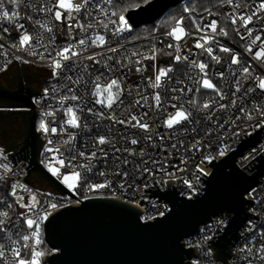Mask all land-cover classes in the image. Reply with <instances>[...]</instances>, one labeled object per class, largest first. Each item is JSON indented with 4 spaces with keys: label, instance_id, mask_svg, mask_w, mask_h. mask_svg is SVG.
<instances>
[{
    "label": "snow or ice",
    "instance_id": "1",
    "mask_svg": "<svg viewBox=\"0 0 264 264\" xmlns=\"http://www.w3.org/2000/svg\"><path fill=\"white\" fill-rule=\"evenodd\" d=\"M114 0H102V3L93 4V0H52L51 6L43 5L39 9L35 8L34 5H27L31 7L34 12L38 11L40 13L50 14L51 19L56 22H67L68 28V40L69 43L60 47L59 50L55 51V55H52L48 50V46L43 43V34L39 31L36 32L35 36L30 33L23 23H18L21 19H26L33 23L34 26H38L40 29H43L44 32H47L50 35L49 44L55 42V34L53 28L48 25L47 22L42 23L39 19L33 20L31 15L25 13L22 17L19 11L20 5L24 3V0H0V21L7 22L12 25L16 32L19 34L17 41L9 45L10 48L14 49L16 52H24L29 56H39L41 60L45 59V52H48L50 57V67L52 69V78L53 80H61L63 83L60 87H57L56 84L51 85V93L49 94V89L44 90V96L50 99L56 100V103L59 105V108H53L51 104L48 105L49 110L42 112V119L39 123V130L45 134H57V127H50L49 123L45 118L55 117L57 111H63L64 118L60 122L59 132L61 134L67 133L68 139L63 143L69 144L75 140V133L69 132L68 129H87L88 128V117H93L94 119H108L113 122V124H120L126 127H131L135 129H140L147 135L138 138H128L127 136H122L121 139L127 141L130 145L141 144L142 140L145 144V147L156 148L158 145L156 140L161 141L159 148L161 152H167L168 155L164 160H156L149 157L145 159V156L148 155L144 148H141L139 152L135 148L131 147H116L115 138L98 135L93 138L91 144V151L87 150V145L84 146V150L72 149L73 154L67 158L63 156V153H60V149H53L51 147L45 148V153H59V157L53 156L52 161L46 164V167L53 176H56L65 184L70 190L75 192V190L80 185L81 181L86 184L87 190L90 192L99 191L100 189L111 188L112 180L109 177H120L121 181H126L130 173L127 170L129 164H134L135 171L140 173L143 176L144 173H147L149 177L156 176L157 173L162 174L161 178L157 180L158 183H167L169 180L174 178L175 173L168 171V166L166 161L172 158V152L169 150H175L177 153H181V149L184 152L190 151H201V145L204 142L206 136H211L213 134V129L208 128L204 130L202 124L204 121H209L212 124L217 125L218 127L223 128V124L218 123L217 120H213L216 112L224 111L229 108H237V110L244 116L246 120H253L256 118V114L259 115V120L257 121L255 127L264 126V106L253 104L251 107L239 106L238 100L243 102L244 97H247L250 93L254 92L256 88L264 92V77L257 76L254 79L256 80V88L248 87L243 88L241 96H237L238 93H241L243 87L241 79H247L251 76L249 66H241L239 74L236 71L232 72V75L236 77L235 81L232 83V91L229 94L224 91L222 88L218 87L216 83L209 78L208 67L209 65L204 61H199L193 59L190 62V67L193 69H198V78L195 83L198 85L195 88V92L199 93L201 89H209L215 95L202 104L199 103L195 98L189 99L184 103H174L173 101H179L181 96L171 95L167 96V107H171L174 111L168 112L167 107L165 106V100L162 99L161 92L155 91L157 89H164L165 92L180 93L183 95L185 91L192 92V88L185 87H171L164 88L163 80L167 78L172 79L170 73H172L173 68L170 66L168 68H159L157 69L153 65L154 77H147L148 87L154 91L151 93L152 103H149V95L145 94L146 90L141 89L139 84L135 85V89L130 84L125 83V78L123 76H114L111 79L105 77V72L111 74L118 69H123L129 67L132 63L137 65L136 72L143 73L145 70L143 66L144 60L155 61L157 54L161 51L155 46L151 48V55H144L139 51H132L130 55L127 54V49H125V40L128 38L123 36L126 32L132 31V26L129 24V18L126 17L125 13L128 11L127 7L120 8L114 7L113 10L109 11V7L113 6ZM229 6L233 5V0H223ZM145 5L150 3V0H143ZM11 5V8L8 7ZM132 7L139 8L140 4H134ZM239 5H236L238 8ZM93 8L96 10V14H93ZM185 12H189V8L184 9ZM84 13V20H87V23L82 22L80 19H77L75 14ZM264 12V0H260L258 6L254 8L251 14L246 13H237L235 8L233 13L228 17L233 26L239 24V27H236V33L240 36L241 40L249 39L250 42L245 46V51L252 55L254 60L264 63V39L260 34L253 36L254 29L249 27L253 24L254 18L264 21V16H261L260 13ZM209 15H213L209 11ZM115 17V19H113ZM75 21V23H73ZM192 22L196 28L197 32H202L204 35H201L197 39L194 47L201 49L203 52L207 53L208 57L212 61H215L216 64L221 63V58L218 55L214 54V48L212 44H219V41L216 39L217 36H227L228 32L224 27H220L218 21L213 19L210 23L204 24L203 27L197 23L196 19L193 17ZM109 25H112L110 28ZM102 28L105 32H111L114 41H111L106 38L104 34H101L100 31H97V28ZM240 28L246 29L247 35L240 33ZM75 29H79V33H75ZM219 29V30H218ZM91 30V31H90ZM261 31H264V28H261ZM4 33H9L8 28L3 29ZM77 35L80 36L77 39ZM167 36L171 37L176 44H168V48H175L176 55L174 56V61L180 63L183 61H188L189 56L184 55L183 57L180 53L179 42L189 35L183 27V17L175 21L174 26L170 31L166 33ZM4 36L0 35V40H3ZM35 41V44H34ZM259 42V49L253 52V47L256 46ZM114 45V46H113ZM43 47L44 51L37 52L36 48ZM90 47L96 48H106V51L112 53L113 55L105 56L103 52L93 53L92 55L84 56V60L92 61L94 65H101L105 71H101L99 75L92 77L91 72L89 71V65L79 63L78 59L82 56L83 52L87 51ZM5 45L0 43V50H3ZM124 49L122 53L121 50ZM189 51H191L189 49ZM219 51L224 53L231 54L230 63L228 68L230 69L232 65H241L239 54L233 52L232 49L220 46ZM0 54L7 56L6 51L0 52ZM171 55V53H168ZM97 56L103 57V59H97ZM122 57V58H121ZM132 57H137L135 61L132 60ZM18 60L23 58L20 56L15 57ZM112 62L109 64V62ZM28 62V61H24ZM79 70V73L77 72ZM131 70V69H129ZM71 73V74H70ZM85 75L89 78L85 79ZM216 75L221 79L224 78V71L217 72ZM105 77L104 83L101 82V78ZM177 84H183V81H176ZM64 89L65 92L63 95L56 97V93ZM80 88H83L86 92L91 89V96L94 98L92 103L93 105H99L101 110H96L94 107H88V101H85L83 104L80 101L83 99V93L77 94L80 91ZM135 90V95L138 97L132 101L133 107L139 106L141 108H147L148 111H145L142 115H131L127 120L117 119L115 114V108L121 105H124L125 93L127 96H132L133 91ZM218 97V99H217ZM229 100L228 104L221 103L220 101ZM73 101L76 103H68ZM67 104V107L65 105ZM189 105L190 107H186ZM103 109L110 110L108 112L103 111ZM149 111L151 116L149 117ZM161 114L162 117H161ZM145 117H149L145 119ZM236 119H240L239 116ZM231 123L235 124V120H232L229 117ZM157 121H159V126H163L166 129L174 130L171 134L162 135L158 132H155V127L157 126ZM225 123H228L226 121ZM114 129H109L113 131ZM185 138H180L181 135H185ZM238 135L239 133H235ZM156 137L154 139L153 137ZM187 136H192V140L188 142L187 147H185ZM165 140H170L172 143L170 146L163 143ZM52 141L49 140L48 144L51 145ZM104 145H109L112 151V163L110 171H99L96 175L100 177H105L104 181L101 183H87L88 176L87 173H91L96 167L98 162H103L105 166L109 162V152L105 150ZM204 147L211 148V144H204ZM227 145H222L217 149V155L224 156L225 149ZM99 153V155H98ZM120 153L121 155H117ZM126 153L127 155H123ZM123 155V158H122ZM181 155H183L181 153ZM130 157H137L139 163H134L133 160L129 159ZM216 157L209 154L205 155L201 164L211 163ZM67 159V163H65ZM84 161L83 163H74L77 160ZM0 161H5L0 163V181H4L8 178V174L13 173V170L8 161V155L5 153V149L0 147ZM149 163L153 165H159V167L153 169L149 167H141V165H148ZM181 164H186V159H181ZM58 164L59 166H55ZM123 166V167H122ZM71 168L72 171L70 174H62L61 168ZM176 171L183 172L184 168L179 167L178 165H172ZM82 169L83 172L77 171L76 169ZM196 172L202 175H208L209 173L204 171V168L200 164L196 165ZM200 176L196 177V183L199 184ZM183 184L191 190L192 193L196 192V188L193 186V183L188 179H183ZM131 186V185H129ZM147 186V185H145ZM119 187L124 188V183L120 182ZM17 188L23 189L29 193V202H24L23 196H17ZM13 197L16 198V204L20 208L25 209L19 213L21 219H23L24 225L27 229L31 230L30 235H23L22 240L24 242V248H28V241L31 240V255L29 259L23 258L21 250L19 247H13L10 249L11 259H8L4 245H0V260L4 261V264H41V258L44 256V252L40 250V245L42 244L41 234H42V223L48 219L51 215L50 209H56L58 205L56 203H49L45 201L44 203L48 205V208H42V214L35 212L37 205L41 202L37 199V195L32 192L31 189L27 188L26 185L20 184L19 182H14L11 185V193ZM51 195V194H47ZM87 198V197H85ZM191 199V196L188 197ZM8 208H11L12 205H7ZM255 213V209H252ZM35 213L33 216L32 214ZM163 215V213H160ZM10 215L8 211H0V232H4L7 229V222L10 220ZM223 221H217V224H223ZM248 231H256V235L264 238V228L257 230V226L252 224L251 221L248 222ZM205 241L211 240V235H205ZM14 244H18L19 241H13ZM251 245V246H250ZM254 243L252 241L249 244H246L241 247V252L248 253V257L245 259L248 260V264H252V260L249 257L256 255L253 252ZM257 253H264V244H261L260 247L256 250ZM211 255L210 251L206 253ZM259 259L261 262H264V255H260Z\"/></svg>",
    "mask_w": 264,
    "mask_h": 264
},
{
    "label": "built area",
    "instance_id": "2",
    "mask_svg": "<svg viewBox=\"0 0 264 264\" xmlns=\"http://www.w3.org/2000/svg\"><path fill=\"white\" fill-rule=\"evenodd\" d=\"M116 0H114L115 2ZM102 3V0H93V4L95 3ZM114 2L113 6L109 7V11L113 10L114 8ZM52 0H24V3L20 5L19 11L21 13V16L23 17L25 13L28 15H31L33 17V20L39 19L42 23L47 22L50 27L53 28V32L55 34V42L53 44H49V37L51 34L44 32L43 29H40L38 26H34L32 22L21 19L18 21V23H23L25 25V28L35 36L36 32L39 31L43 34V43L48 46L49 52L52 53V55H55V51L59 50L60 47L64 46L65 44L69 43L68 40V28H67V22H56L51 19L50 14L40 13L38 11L34 12L31 7H27V5L31 4L34 5L35 8L39 9V7L43 5L51 6ZM260 3V0H233V5L229 6L226 2L221 3L216 8L209 9L203 13H188L187 15L183 16V27L185 28L186 32L189 33V35L185 36L183 40L179 42L180 46V55L183 57L184 55L189 56L188 61H181L180 63H176L174 61V56L176 55L175 48H168V44H176L177 42L174 41L171 37L167 36L166 33L171 30V28L167 31H157L155 33H152L147 36H143L140 38L132 39L131 35L134 32V29L132 28L131 32H126L123 34V36L127 37L128 39L125 40V49H127V54L130 55L132 51H139L143 53L144 55H151V48L155 46L157 49H160L161 51L157 54V57L155 61L152 60H144L143 66L145 70L143 73L136 72L135 63H132L129 65V67L118 69L117 71L109 74L105 72V77L107 79H111L114 76H123L125 78V83L130 84L133 86V89H135V85L139 84L141 89L146 90L145 94L149 95V103H152L151 100V93L154 91L150 87H148V81L147 77L153 76L154 77V71H153V65L156 66L157 69L159 68H168L172 67L173 71L170 73V76L172 77L171 80L164 78L163 84L164 88H171V87H185L186 88H192V92H188L187 90L183 95L180 93H172V92H165L164 89H157L155 91H160L162 99L165 100V106L167 107V96L171 95H177L181 96V99L179 101H173L174 103H184L185 101L189 99L195 98L199 103H203L205 100L213 97L215 94L213 92H210L206 95H202L201 91L199 93L195 92V88L198 86L195 81L198 78V69H193L190 67L191 60L195 59L197 62L204 61L209 65L207 71L209 74V78L214 80L218 83V87L222 88L224 91L228 92L229 94L233 90L231 85L235 81L236 77L232 75L233 71H236L237 74H239L241 66H249L251 76L247 79L242 78L241 83L243 85L241 89V93H238L237 96H241L243 92V88H256V80L254 79L257 76L264 77V63H261L260 61L254 60L252 58V55L245 51V46L250 42L249 39L241 40L240 36L236 33V27H239V24L236 26H233L231 24L230 19L228 18L235 8V11L237 13H246L251 14V12L254 10L256 6ZM239 5L238 8H236V5ZM9 8H11V5H8ZM209 11L213 13V15H209ZM93 14H96V10L93 8ZM77 19H80L82 22L87 23V20H84V13L81 12L80 14H75ZM261 16H264V12L260 13ZM195 18L197 23L203 27L204 24L210 23L211 20L215 19L218 21V24L220 27H224L225 30L228 32V35L225 36H217L216 39L219 41V44H212L211 46L214 48V54L218 55L221 58V63L216 64L215 61H212L210 57H208L207 53L203 52L201 49H197L194 47V44L196 43L197 39L201 35H204L202 32H197L196 28L192 22V18ZM115 19V17H113ZM75 23V21H73ZM157 23V22H156ZM130 24V23H129ZM131 25V24H130ZM111 28L112 25H109ZM249 27H252L254 29L253 36L256 34H260L262 36V39H264V31H261V28H264V21L258 20L254 18L253 24L249 25ZM8 28L9 33H4L3 29ZM219 30V29H218ZM91 31V30H90ZM97 31H100L101 34H104L107 39L114 41V37H112L111 32H105L102 28H97ZM75 33H79V29H75ZM240 33L243 35H247L246 29L240 28ZM0 35L4 36L3 40H0V43L5 45V48L3 50H0V52L6 51L8 53L7 56H4L0 54V73L7 70L8 66L13 62L15 59L18 64L19 68L21 69L22 62L25 64L32 63L35 66H41L47 69H51L50 67V57L48 55V52H45V59L41 60L39 56H29L24 52H16L14 49L10 48L9 45L12 43H15L18 38V33L16 32L15 28L8 24L7 22L0 21ZM80 36L77 35V39H79ZM35 44V41H34ZM114 46V45H113ZM227 47L233 50L234 53L239 54L241 65H232L229 69L227 66L230 63L231 54L224 53L219 51V47ZM189 49L191 51H189ZM259 49V42L256 46L253 47V52L257 51ZM36 51L39 53L41 51H44L43 47L36 48ZM103 52L105 56L107 55H113L112 53H109L106 51V48H96V47H90L87 49V51L83 52L82 56L77 58L79 63L81 64H87L89 65V71L91 72L92 77H95L96 75H99L101 71H105L101 65H94L92 61L84 60V56L92 55L93 53H101ZM121 52H124V49L121 50ZM168 53H171L169 55ZM20 56L23 59L18 60L15 57ZM122 58V57H121ZM97 59H103L101 56H97ZM137 57H132V60L135 61ZM112 62L110 61L109 64ZM131 69V70H129ZM52 70V69H51ZM224 71L225 75L224 78L221 79L216 75L217 72ZM79 73V70H77ZM71 74V73H70ZM105 77L101 78V82L104 83ZM89 77L85 75V79H88ZM176 81H183V84H177ZM63 83L61 80H51L44 82L43 84V92L45 89H49L50 96L51 93V85L56 84L57 87H60V85ZM202 90V89H201ZM65 92L64 89L61 88L59 92H57L55 95L56 97H59L63 95ZM91 89H89L87 92L80 88V91L77 93L78 95L83 93V99L80 101V103H84L85 101H88L87 106L88 107H94L96 110H101L99 105H93V97L90 94ZM205 92V91H204ZM135 95V90L133 91L132 96H127V93H125L124 97V105H121L119 107L114 106L115 108V114L117 119H124L127 120L131 115H142L145 111H148L147 108H141L139 106H131L132 101L137 99ZM218 99V97H217ZM221 103L228 104L229 100L220 101ZM33 103L37 110V122H36V129L37 132L40 134L42 141L45 142V145L42 148V151L40 153L39 163L42 164V166L48 171L46 164L52 161V157L56 156L59 157V153H45L46 147H51L53 149L59 148L60 153H63V156L65 158L71 156L73 152L72 149L76 150H84V146L87 145V150L91 151V144L94 137L98 135H106L110 137L115 138L116 147H131L135 148L137 152L141 148H144L145 152L148 154L145 156V159H148L151 157L152 159L156 160H164V158L168 155L167 152H161L159 145L161 141L158 139L156 140L157 147L151 148V147H145V144L142 140L141 144L138 145H130L127 143V141L122 140V136H127L128 138H138L143 137L147 135V133H144L140 129H135L131 127H126L124 125L120 124H113L111 120L108 119H94L93 117H88V128L87 129H68L69 132L75 133V140H73L69 144L63 143L65 140L68 139L67 133L61 134L59 132L60 128V122L64 118L63 111H57L55 117H47L45 118L46 121L49 123L50 127H57V134H45L39 130V123L42 117V112L48 109V105L51 104L52 107L59 108V105L56 103V100L50 99L48 97H45L44 95H36L33 97ZM68 103H76L73 101H69ZM253 104H258L261 106H264V92L260 91L258 88L252 93H250L247 97H244L243 102L238 100V107L239 106H245V107H251ZM67 107V104L65 105ZM186 107H190L189 105H186ZM103 111L108 112L110 110L103 109ZM167 111L171 112L174 111L171 107H167ZM163 114H161L162 117ZM151 116V112L149 111V117ZM239 116L240 119H236V117ZM149 117H145V119H148ZM229 117H231L232 120H235V124L231 123L229 120ZM219 124H223L224 127H218L215 124H212L209 121H204L202 124V128L204 130H207L208 128L213 129V134L211 136H206L204 138V142L201 145L202 150L197 152L195 150L190 152H184L183 149H181V153H177L175 150H172L169 148V150L172 152V158L168 159L166 161L168 166L169 172H174V178L169 180L167 183H158L157 180L161 178L160 173H157L156 176L149 177L147 173H144L143 176L140 175V173H137L134 168V164H129L127 166V170L129 171L130 175L127 178L126 181H121L120 177H109L112 180V187L111 188H105L100 189L99 191L90 192L87 190L86 184L81 181L78 188L73 192L70 190L65 184L61 182L60 179H58L56 176L55 179L61 183L67 190H69L77 199L81 200L82 202H85V200L88 199H94V198H116L121 201H125L127 203H130L138 208H140L144 213L140 216V220L142 223H146L147 221H154L156 217H162L165 214H167L171 210V206L169 202H160V201H154L151 200L148 196L151 194V192H148V190L144 191L145 189H148L149 187H154L155 190H158L157 185H159L161 191L166 190V187L173 186V190L178 191V196L185 197L186 199H189L188 197L191 196V199H194L196 194H198L199 185L203 188L205 187V184L202 180L199 181V184L196 183V177L202 176V174L196 172V165L200 164L202 168H204V171L207 173L212 172V167L209 163H203L201 164V160L205 155H213L215 156V161L218 162L220 159H222L227 153H229L236 145H238L241 142L242 135L249 136L250 134L254 133L255 130H259L262 127H255L257 121L259 120V115L256 114V118L249 121L244 118V116L237 110V108H229L224 111H218L216 112L215 116L213 117V120H217ZM228 121V123H225ZM114 129L113 131H109V129ZM255 129V130H254ZM174 130H169L164 128L163 126H159V121H157V126L155 127V132H158L162 135L171 134ZM235 133H239L236 135ZM187 134L181 135L180 138H185ZM156 139V137H153ZM192 136H187L185 147H187V144L189 141L192 140ZM51 140V145L48 144V141ZM163 143L170 146L172 141L165 140ZM204 144H211V148L204 147ZM222 145H227V148L225 149V155L219 156L217 155V149L220 148ZM105 148L106 151L109 152V162L108 165L105 166L104 163L98 162L96 164V167L93 169L91 173H87V176L89 177L87 180V183H101L104 181L105 177H100L99 175H96L99 171H110L111 163H112V149L109 145L102 146ZM264 151V131L262 134V138L252 147L250 148L243 157H240L237 161V165L240 169H242L245 165H247L251 160H253L256 156H258L261 152ZM99 155V153H98ZM117 155H121L120 153H117ZM123 155H127L126 153H123ZM122 155V158H123ZM129 159L133 160L134 163H139V159L137 157H130ZM181 159H186V164H181ZM5 161H0V163H3ZM10 163V166L13 170L12 173L8 174V178L4 181H0V211H8L10 215V220L7 222V229L4 232H1L2 236V245H4L6 255L8 259H11V256L9 254L10 249L13 247H19L21 250V254L23 258L29 259L31 255V244L32 241L29 240L28 248H24V242L22 240L23 235H30L31 230L27 229L24 225L23 219L20 218L19 213L26 211L25 209H22L19 207V205L16 204V198L13 197L11 193V185L14 182H19L20 184H24L27 186V188L31 189L32 192H34L37 195V199L41 202V204L37 205V208L35 209V212L42 214V208L41 205H43L44 208H48V205L45 204V201H48L49 203H56L58 207L56 209H50L48 208V211L52 213L56 212L57 210L64 208L69 205H78L82 204L81 201L75 199L74 197L70 196L68 193H65V196H68V198H59L53 195H47L51 192L44 191L43 193L31 186L30 184L26 183L24 178L28 175L26 166H28V162L26 159L21 160L16 166H14L13 162L8 157V161ZM82 160H77L74 163H83ZM65 163H67V159H65ZM172 165H178L181 168H184L185 171L180 172L176 171ZM55 166H59L56 164ZM149 167V168H157L159 165H153L149 163L148 165H141V167ZM123 167V166H122ZM77 171L83 172L82 169L77 168ZM72 171L71 168H61L62 174H70ZM49 172V171H48ZM51 173V172H49ZM206 175L207 177L209 176ZM183 179H188L190 182L193 183V186L196 188V192L192 193L190 189L187 188L185 184H183ZM156 181V183H155ZM262 183H258L252 190H250L246 195L245 198L248 200H252L254 204L250 206V208L247 209V212L258 216V220L255 222L254 225L257 226V230L264 228V177L261 178ZM124 183V188L119 187V183ZM131 185V186H129ZM147 185V186H145ZM2 190H6L7 193H4ZM17 196H23L24 202H29V193L24 191L23 189L17 188ZM87 197V198H85ZM11 204L12 207L8 208L7 205ZM252 209H255V213L252 211ZM160 213H163V215H160ZM33 216L35 213L32 214ZM229 218L225 213L220 214L219 216H215L212 218L211 221H209L206 224L201 225L197 231L192 234L189 237H186L182 240V244H184L185 249H195V255L192 256L190 261L192 264H225L221 260H217L215 256L213 255L215 253V249H212L209 247L208 242L212 241L214 237H217V235H220L221 233L218 232V230L224 231L225 227L228 225L226 221ZM217 221H223V224H217ZM46 221L42 223V244L40 245V250L42 252L44 248H46V243L44 241V224ZM243 227L244 232H241L240 230L238 233L240 234V238L237 240L236 244L233 245L232 250L233 254L232 256L227 259L228 264H248V260L245 259L248 257V253L241 252L240 249L242 246L249 244L250 241L254 243L253 252L256 253V255L249 257L252 260V264H264V262H261L259 259L260 255H264V253H257L256 250L260 247L261 244H264V238H261L260 236L256 235V231H248V225L244 224ZM205 235H211L212 239L205 241ZM13 241H19L18 244H14ZM251 246V245H250ZM210 251L211 255H207ZM57 250L51 249L48 253L44 252V256L41 258V264H47L44 261V258L46 256H51L55 253H57ZM217 260V261H216ZM2 264H4L3 260H0Z\"/></svg>",
    "mask_w": 264,
    "mask_h": 264
},
{
    "label": "water",
    "instance_id": "3",
    "mask_svg": "<svg viewBox=\"0 0 264 264\" xmlns=\"http://www.w3.org/2000/svg\"><path fill=\"white\" fill-rule=\"evenodd\" d=\"M186 0H152L125 13L134 30L158 22L169 10ZM52 70L14 59L0 73V147L16 166L26 159L28 175L23 181L40 192L59 198L77 199L39 163L45 142L36 129L37 110L33 97L44 95V82L51 81ZM13 129L15 132H13ZM255 130V129H254ZM264 126L249 136L239 137L236 145L218 162L212 172L202 175L205 187L198 186L194 199L179 197L173 186L161 191L149 187L154 201L169 202L171 210L154 221L142 223L140 208L116 198H94L69 205L52 213L44 224V241L58 252L46 256L47 264H192L195 249H185L182 240L225 213L230 220L220 235L208 242L217 260L228 264L232 247L244 232L243 225L258 220L247 209L254 204L245 195L264 177V151L240 169L237 161L261 138ZM17 134V137H15ZM156 183V181H155ZM216 260V261H217Z\"/></svg>",
    "mask_w": 264,
    "mask_h": 264
},
{
    "label": "trees",
    "instance_id": "4",
    "mask_svg": "<svg viewBox=\"0 0 264 264\" xmlns=\"http://www.w3.org/2000/svg\"><path fill=\"white\" fill-rule=\"evenodd\" d=\"M152 1V0H150ZM221 3H223V0H186L184 3H182L181 5H178L175 8H172L171 10H169L157 23H156V30L157 31H167L168 29H164L166 28V22L167 19L172 20V21H176L178 19H180L181 17L187 15L188 13H203L209 9H213L216 8L218 5H220ZM134 4H140L145 5L143 3V0H116L114 2V7H120V8H124L127 7L128 11L131 9H134L135 7H132V5ZM189 8L190 11L189 12H185V8ZM135 34V31L132 33L131 36H133ZM1 188V187H0ZM4 193H7L6 190H2ZM0 245H2V236H1V232H0ZM46 249L51 250L52 248H50L48 245H46ZM0 264H2L0 262Z\"/></svg>",
    "mask_w": 264,
    "mask_h": 264
},
{
    "label": "rangeland",
    "instance_id": "5",
    "mask_svg": "<svg viewBox=\"0 0 264 264\" xmlns=\"http://www.w3.org/2000/svg\"><path fill=\"white\" fill-rule=\"evenodd\" d=\"M165 24H166L167 26H166V28H164V29H168V30H169L170 28H172V27L174 26L175 21H172V20L167 19V22H166ZM134 31H135V34H134L133 36H131L132 39L140 38V37H143V36L150 35V34L156 32V23L151 24V25H145V26H142V27H140L139 29L134 30ZM160 31H162V30H160ZM212 81H213L214 83H216L217 86H218V83H217V82H215L214 80H212ZM204 91H205V92H204ZM210 92H212V91L209 90V89H202V90H201L202 95H206V94H208V93H210ZM43 251L46 252V253L49 252V250L46 249V248H44Z\"/></svg>",
    "mask_w": 264,
    "mask_h": 264
},
{
    "label": "flooded vegetation",
    "instance_id": "6",
    "mask_svg": "<svg viewBox=\"0 0 264 264\" xmlns=\"http://www.w3.org/2000/svg\"><path fill=\"white\" fill-rule=\"evenodd\" d=\"M13 132H15V130L13 129ZM16 136L15 137H17V134H15Z\"/></svg>",
    "mask_w": 264,
    "mask_h": 264
}]
</instances>
